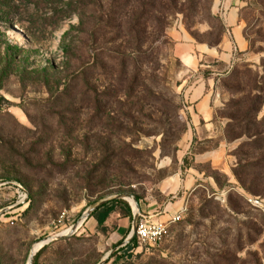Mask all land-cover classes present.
Segmentation results:
<instances>
[{
	"label": "rangeland",
	"instance_id": "obj_1",
	"mask_svg": "<svg viewBox=\"0 0 264 264\" xmlns=\"http://www.w3.org/2000/svg\"><path fill=\"white\" fill-rule=\"evenodd\" d=\"M125 194L183 213L104 264H264V0H0V264H99L122 211L39 247Z\"/></svg>",
	"mask_w": 264,
	"mask_h": 264
},
{
	"label": "built area",
	"instance_id": "obj_2",
	"mask_svg": "<svg viewBox=\"0 0 264 264\" xmlns=\"http://www.w3.org/2000/svg\"><path fill=\"white\" fill-rule=\"evenodd\" d=\"M248 202L254 208L264 212V205L260 200L248 199ZM182 213L183 210L180 209L170 220L161 221L156 219L161 214L150 216L140 212L134 237L138 247H154L159 244L168 235L170 227L180 221Z\"/></svg>",
	"mask_w": 264,
	"mask_h": 264
},
{
	"label": "water",
	"instance_id": "obj_3",
	"mask_svg": "<svg viewBox=\"0 0 264 264\" xmlns=\"http://www.w3.org/2000/svg\"><path fill=\"white\" fill-rule=\"evenodd\" d=\"M127 199H131L133 201V203H134V206H135V209L134 210L131 207V210H132L131 232H130L129 236L121 243V245L117 249L123 248V247L127 246L134 239V237H135V231H136V226H137V222H138V217H139V214H140V210H139V207H138V204H137L136 199L134 197L130 196V195L125 194V195H117V196L109 197V198H106L104 200H101V201L97 202L96 204L92 205L91 207H89L83 213V215L81 216V218L69 229V232L66 235H59V236L50 238L46 242H43L42 244H40V247L39 248H41L44 245H48L50 243H53V242L61 241V240L65 239V238H67L69 236L74 235V233L79 229V227L81 226V224L83 222H85L87 219H89L90 216L92 215V213L95 212L100 207H102L103 205H105V204H107V203H109L111 201H116V200L127 201ZM35 253L36 252H34V251L31 252L30 257H29V260H28V264H31L32 263L33 257L35 256ZM112 253H113V251L110 252L108 255H106V257L103 259V261H101L99 264H104L108 260V258H110V256L112 255Z\"/></svg>",
	"mask_w": 264,
	"mask_h": 264
},
{
	"label": "trees",
	"instance_id": "obj_4",
	"mask_svg": "<svg viewBox=\"0 0 264 264\" xmlns=\"http://www.w3.org/2000/svg\"><path fill=\"white\" fill-rule=\"evenodd\" d=\"M137 204H139L138 199L136 198ZM116 211H122L123 215L122 217L128 220L132 219V210L129 206V204L122 200H116L111 201L99 209H97L95 212L92 213L89 220H94L96 223V226L100 230H105L107 226V221L110 218L112 214H114ZM122 241L118 243V246H120ZM138 247L137 240L134 238L125 249H119L114 254L110 256L111 259L122 260L125 257V252L132 251L135 247ZM46 247H43L33 258L32 264H38V258L39 256L45 251Z\"/></svg>",
	"mask_w": 264,
	"mask_h": 264
},
{
	"label": "crops",
	"instance_id": "obj_5",
	"mask_svg": "<svg viewBox=\"0 0 264 264\" xmlns=\"http://www.w3.org/2000/svg\"><path fill=\"white\" fill-rule=\"evenodd\" d=\"M181 209L180 206L177 205H170L168 208L164 209L162 212H157V209L155 208H148L147 212L141 211V213H146L150 216H155V214H161L156 219H159L161 221H168L170 220L174 215L178 213V211Z\"/></svg>",
	"mask_w": 264,
	"mask_h": 264
},
{
	"label": "bare ground",
	"instance_id": "obj_6",
	"mask_svg": "<svg viewBox=\"0 0 264 264\" xmlns=\"http://www.w3.org/2000/svg\"><path fill=\"white\" fill-rule=\"evenodd\" d=\"M19 37H20V35H19ZM127 201L131 205L132 209L134 210L135 209V206H134L133 201L131 199H127ZM68 232H69V230L68 231H65L62 235H66Z\"/></svg>",
	"mask_w": 264,
	"mask_h": 264
}]
</instances>
